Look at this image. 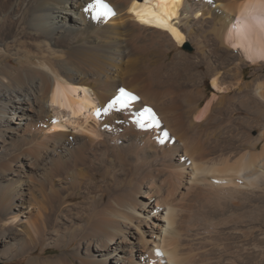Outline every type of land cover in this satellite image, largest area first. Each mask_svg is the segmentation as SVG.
<instances>
[{
	"label": "bare ground",
	"instance_id": "1",
	"mask_svg": "<svg viewBox=\"0 0 264 264\" xmlns=\"http://www.w3.org/2000/svg\"><path fill=\"white\" fill-rule=\"evenodd\" d=\"M94 2L0 0V261L264 264V0Z\"/></svg>",
	"mask_w": 264,
	"mask_h": 264
},
{
	"label": "snow or ice",
	"instance_id": "2",
	"mask_svg": "<svg viewBox=\"0 0 264 264\" xmlns=\"http://www.w3.org/2000/svg\"><path fill=\"white\" fill-rule=\"evenodd\" d=\"M92 8H98L99 10L96 13V16L94 18L99 19L101 17H111L114 16L116 13L115 11L111 8L110 5L106 3V0H95L94 4L89 5L88 8L85 9V11H89V9ZM137 97L133 95L132 93L121 89L120 90V95L115 97L104 109L105 112H108L109 110L113 108H117L119 110H126L130 109L132 101L136 100ZM146 115L138 114L139 118L136 120V123L139 127L145 128L147 126L146 121H151L154 118V113H152L151 109H146L145 110ZM99 114V110H98ZM165 136H167V133H164ZM161 143L164 141L161 140Z\"/></svg>",
	"mask_w": 264,
	"mask_h": 264
},
{
	"label": "rangeland",
	"instance_id": "3",
	"mask_svg": "<svg viewBox=\"0 0 264 264\" xmlns=\"http://www.w3.org/2000/svg\"><path fill=\"white\" fill-rule=\"evenodd\" d=\"M59 251H60L59 249H51V250L46 251L45 254L43 253L42 255H54ZM38 252H40V251H38ZM0 263L1 264H25V260L24 259L21 261L5 260V261H0Z\"/></svg>",
	"mask_w": 264,
	"mask_h": 264
},
{
	"label": "water",
	"instance_id": "4",
	"mask_svg": "<svg viewBox=\"0 0 264 264\" xmlns=\"http://www.w3.org/2000/svg\"><path fill=\"white\" fill-rule=\"evenodd\" d=\"M1 264V263H0Z\"/></svg>",
	"mask_w": 264,
	"mask_h": 264
}]
</instances>
